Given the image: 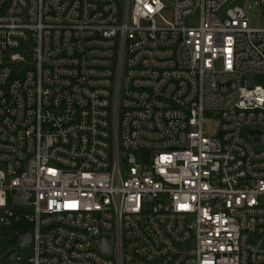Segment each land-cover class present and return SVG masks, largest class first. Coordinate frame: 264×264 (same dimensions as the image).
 <instances>
[{
    "label": "built area",
    "instance_id": "built-area-1",
    "mask_svg": "<svg viewBox=\"0 0 264 264\" xmlns=\"http://www.w3.org/2000/svg\"><path fill=\"white\" fill-rule=\"evenodd\" d=\"M229 2L0 0L4 260L264 264V27Z\"/></svg>",
    "mask_w": 264,
    "mask_h": 264
},
{
    "label": "rangeland",
    "instance_id": "rangeland-1",
    "mask_svg": "<svg viewBox=\"0 0 264 264\" xmlns=\"http://www.w3.org/2000/svg\"><path fill=\"white\" fill-rule=\"evenodd\" d=\"M172 0H166V3H171ZM249 4L248 12L252 19V22L256 26L264 27V22L261 20L260 17V9L256 5V0H230L229 6L239 5V6H246ZM199 13H196L195 15L187 18V24L188 25H196L198 23ZM247 82L249 84H257V85H264V75L262 74H256L255 76H249L247 79ZM243 83H245V79H243ZM135 157L139 163L143 164H149L152 160V155L150 153H142V152H136ZM27 225H13V226H7L4 228H0L3 230L2 233H0V241H6L8 242L13 249L15 246V243L18 241L19 236L15 234V231L17 232L21 228L26 227ZM27 248V252H29V247ZM2 253H0V264H18L17 260L7 261L3 259Z\"/></svg>",
    "mask_w": 264,
    "mask_h": 264
},
{
    "label": "water",
    "instance_id": "water-1",
    "mask_svg": "<svg viewBox=\"0 0 264 264\" xmlns=\"http://www.w3.org/2000/svg\"><path fill=\"white\" fill-rule=\"evenodd\" d=\"M230 86L232 87L233 83H231ZM221 88H225V86L221 87ZM261 143H263V141H261ZM20 234L22 236L21 245H25V244L30 242V235H29V231L27 229L21 231ZM100 242H101V245L103 246L104 250H109V238H103L100 240ZM13 255H14V251H11L7 255V258H13Z\"/></svg>",
    "mask_w": 264,
    "mask_h": 264
},
{
    "label": "trees",
    "instance_id": "trees-1",
    "mask_svg": "<svg viewBox=\"0 0 264 264\" xmlns=\"http://www.w3.org/2000/svg\"><path fill=\"white\" fill-rule=\"evenodd\" d=\"M10 248V244L6 241H4L0 248V253H5Z\"/></svg>",
    "mask_w": 264,
    "mask_h": 264
}]
</instances>
